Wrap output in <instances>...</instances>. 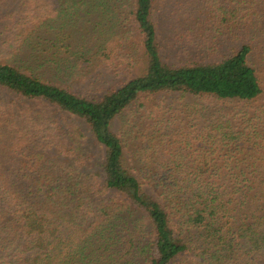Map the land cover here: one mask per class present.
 <instances>
[{
	"label": "trees",
	"instance_id": "16d2710c",
	"mask_svg": "<svg viewBox=\"0 0 264 264\" xmlns=\"http://www.w3.org/2000/svg\"><path fill=\"white\" fill-rule=\"evenodd\" d=\"M131 1L0 0V264H264V0Z\"/></svg>",
	"mask_w": 264,
	"mask_h": 264
},
{
	"label": "rangeland",
	"instance_id": "374dc122",
	"mask_svg": "<svg viewBox=\"0 0 264 264\" xmlns=\"http://www.w3.org/2000/svg\"><path fill=\"white\" fill-rule=\"evenodd\" d=\"M71 1H82V0H71ZM133 1L132 0V5H133ZM175 1L176 0H172V5L170 6L171 2L170 0H157L156 4H155V8L153 11V21L157 27L158 30V34H159V39L163 44V49L162 52L163 54L168 58H170V55L168 54L169 49H168V42H169V38L171 37L172 34V26L175 18H172V12H173V5H175ZM182 0H178V2H180ZM179 6V5H178ZM89 7H93V6H89L87 5L86 8ZM90 10V8H89ZM175 12V11H174ZM91 18V21L88 22V19H84L82 21V23L77 24L78 21H76L74 19V16L71 17H67L66 20L71 23L70 29H67L65 32H63L61 35H57V33H52L51 35H49L53 42V44L58 43V41H62L65 38L66 40V44H71V49H75L78 46H80L81 44H89L91 47H95L97 43H99L100 40H102V33L97 31L96 27H94L95 24H97L98 22L101 21L100 17L98 15H94L93 17H89ZM79 20V19H78ZM86 21V22H84ZM102 24H104V22H101ZM77 24V25H76ZM103 31H105L103 29ZM53 34H55V36H52ZM106 34H104L105 36ZM175 56V54H174ZM20 65L23 66H28L27 64L24 63H19ZM50 77V76H49ZM51 78V77H50ZM53 79V78H52ZM91 92H93L91 90ZM100 94H102V92H100ZM124 118H119L116 122H115V126H114V130L116 133L121 134V131L124 127V122H123ZM88 139H87V143H86V151L89 154H92L94 159L97 160L99 159V157H101L102 152H101V147L98 146V144L94 141V139L91 137V134L88 133ZM129 150L125 149V153L126 155L129 157ZM145 190L153 195L156 196L151 188L146 187Z\"/></svg>",
	"mask_w": 264,
	"mask_h": 264
}]
</instances>
